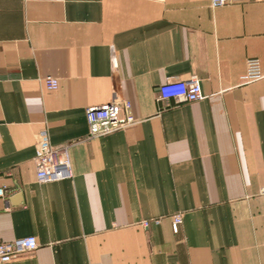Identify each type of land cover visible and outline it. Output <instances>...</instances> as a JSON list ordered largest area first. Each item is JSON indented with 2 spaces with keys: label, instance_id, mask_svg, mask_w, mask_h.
Instances as JSON below:
<instances>
[{
  "label": "crops",
  "instance_id": "1",
  "mask_svg": "<svg viewBox=\"0 0 264 264\" xmlns=\"http://www.w3.org/2000/svg\"><path fill=\"white\" fill-rule=\"evenodd\" d=\"M210 2L0 0V241L37 243L8 264H264V0ZM193 76L200 101L159 99ZM119 102L136 124L90 137ZM41 133L70 179L37 182Z\"/></svg>",
  "mask_w": 264,
  "mask_h": 264
},
{
  "label": "built area",
  "instance_id": "2",
  "mask_svg": "<svg viewBox=\"0 0 264 264\" xmlns=\"http://www.w3.org/2000/svg\"><path fill=\"white\" fill-rule=\"evenodd\" d=\"M232 0H211L212 8L229 4ZM243 82L264 81V74L261 71L257 59H249L245 63V72L241 77ZM44 86L48 91H54L58 82L51 78L44 79ZM160 100H178L184 103L200 101L203 96L200 82L193 76L185 81H166L158 89ZM85 118L88 127V135L92 138L102 137L113 132L130 128L136 124L129 102L105 104L99 107H90L85 111ZM35 176L39 184H48L71 178V169L68 151L66 148L54 149L49 144L46 134L41 133L38 137L35 158ZM4 189L0 188V203L4 198ZM160 220H145L139 223L143 229L150 225H158ZM171 227L174 232L181 224L179 214L172 217ZM37 249L34 237H26L11 242L0 241V264H8L22 256L31 254Z\"/></svg>",
  "mask_w": 264,
  "mask_h": 264
}]
</instances>
